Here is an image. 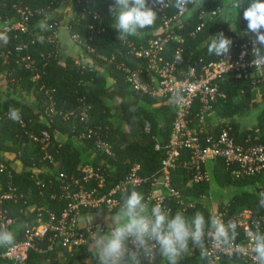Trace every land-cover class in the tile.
I'll use <instances>...</instances> for the list:
<instances>
[{
    "label": "trees",
    "instance_id": "obj_1",
    "mask_svg": "<svg viewBox=\"0 0 264 264\" xmlns=\"http://www.w3.org/2000/svg\"><path fill=\"white\" fill-rule=\"evenodd\" d=\"M72 2L75 6L74 16L68 27L72 36L79 35L76 43L90 57L86 64H77L71 57H61L57 34L64 23L57 11L63 0H0V24L8 22L13 25L19 22L21 14L18 8L31 12L26 33L12 30L6 33L7 43L0 41V75L8 85L6 95L0 89V163H6L12 168L11 177L0 176V195L9 181L18 188L19 196L24 195V199L17 203L12 201L2 204L8 216L14 220V225L8 230L15 234V243L23 239L26 228L35 226L38 208L53 211L60 217L69 204L63 197L62 187L72 186V177L79 179L90 190L98 187L97 181H82L85 166L106 172V182L103 188H99L101 193L109 192L133 166L138 165L139 174L146 181L141 187L132 190L143 193L149 207L155 205L156 197L167 194L162 185V163L176 119V100L136 93L118 65L124 63L140 70L143 82L150 86L156 85V73L149 69L147 60L130 53V44L144 45L148 40L164 35V16L180 12L171 4L163 11L154 7L157 19L153 26L140 30L136 36L119 41L109 11L111 0ZM236 3L240 5L239 8L234 6L239 18L233 25L226 22L223 15L220 17L221 11L225 9L222 0H194L187 5V11L182 13L179 21L171 24L170 31L179 40L173 39L166 45L164 57L168 61L178 59L177 75L180 79L184 78L185 72L191 66L200 71L203 66L223 58L210 55L207 51L209 37L220 32L233 42L230 54L237 58L241 53V46L249 40L248 22L242 18L244 10L249 6V0H235ZM88 5L99 13V19L95 20L88 13ZM149 6L152 7L150 0ZM217 8H220L219 15L212 16L211 12ZM42 21L48 26L45 30L39 27ZM203 22L201 31L192 36V32ZM91 25L96 31H105L93 36L90 34ZM179 25L182 27L179 28ZM0 32L5 33L2 30ZM38 37H42V41ZM23 45H28V50L19 51L18 48ZM27 53L32 58V70L17 64ZM219 86L224 97H220L213 108L205 113L203 130L199 132L203 146H209L207 138H217L223 129H227L235 142L244 147L262 143L264 67H252L246 73L231 74L219 81ZM50 96L59 110L74 113L69 122L58 120L52 125L47 123L44 109ZM10 108L20 110L25 126L7 118ZM86 108L91 109L87 119L89 127L111 145L114 156L110 157L101 152L94 140L80 138L85 130L80 115ZM200 109L201 102L196 98L188 117L192 130H200ZM255 110L260 111L254 125L246 127L247 125L239 122L240 118ZM146 124L150 125L149 132L145 130ZM44 129H48L52 135L54 162L43 161L41 146L29 139L28 133H38ZM57 133L66 135L67 139L62 141ZM157 146L160 148L157 149ZM193 158L191 149L182 150L183 160L190 163ZM17 162L19 169L13 165ZM206 169L209 170L210 181L194 183L192 171L180 163L172 171L171 186L182 194L184 205L168 197L162 207L171 210L173 214L182 210L187 217H192L199 211L204 214L206 221L216 213L232 215L250 209L258 219H262L264 226V209L257 207L258 194L264 186V171L255 176L236 177L233 167L224 158H217ZM61 174L67 177L61 178ZM39 181L41 183L38 184ZM123 196H120L119 205L112 211L106 208L84 210L81 218L88 220L89 217H94L93 223L106 230L112 225L123 202ZM213 201L219 202L216 210L213 208ZM88 224L81 223L80 226L85 231ZM237 233L236 240L244 237L241 231ZM90 238L79 249L69 251L62 246L57 233L50 230L36 244L38 249L29 253L27 264H97L89 251ZM208 242L206 236L205 243L208 245ZM6 248L7 246L0 247V264H13L2 257ZM224 263L248 264L237 255L224 257L221 264ZM141 264H147L143 257ZM155 264H161L160 257L156 258ZM178 264L214 263L209 257L202 256L200 249L189 243L187 251L179 257Z\"/></svg>",
    "mask_w": 264,
    "mask_h": 264
},
{
    "label": "built area",
    "instance_id": "obj_2",
    "mask_svg": "<svg viewBox=\"0 0 264 264\" xmlns=\"http://www.w3.org/2000/svg\"><path fill=\"white\" fill-rule=\"evenodd\" d=\"M167 3L168 0H165ZM151 4V0H150ZM158 8L163 11L166 8ZM88 13L93 16L95 20L99 19L100 15L96 10H93L88 5ZM21 14V20L16 24L10 25L8 22L0 24V30L5 33L12 30H18L22 34L29 29V21L31 12H26L18 8ZM220 8L214 9L211 12L212 16H218ZM182 13L172 16H164L165 34L156 38H152L144 45L136 46L130 44V53L137 58L147 60L149 69L156 73L158 83L150 86L142 81V72L134 69L124 63L118 65V68L123 71L126 81L136 93H143L152 95L158 98H172L176 100L177 112L176 119L173 123V132L169 143L166 145V157L162 163V185L167 191V194L159 195L155 198V204L159 203L163 206L168 197L173 198L178 204L184 205L182 194L171 186L172 171L175 170L180 163L192 171V178L194 183L209 182L211 177L209 170L206 169L210 162L217 158H224L229 166L233 167V174L236 177L255 176L264 171V141L255 145H248L244 147L237 144L235 139L230 135L227 129H223L217 138H207L209 146L204 147L199 132L203 130V121L205 113L209 112L213 105L220 97H224L220 91L219 81L229 77L231 74L246 73L249 68L255 67L252 64L254 59L252 55V41L255 39L254 34L249 31V40L241 46V53L235 58L232 54L224 56L219 61L203 66L200 71L195 66H191L184 74V78L180 79L178 73V59L168 61L164 57L166 45L173 39L179 40L170 31L171 24L178 22ZM243 18V16H242ZM182 26L179 25V28ZM204 27V22L192 32V36H196ZM90 34L102 33L105 30L96 31L94 26H90ZM79 35L73 36L74 41L79 40ZM33 43V42H32ZM259 46V45H258ZM28 45H23L18 48L19 51L28 50ZM90 51L93 49L89 47ZM242 53H246L242 55ZM179 55V53H178ZM107 59V58H104ZM32 58L30 54L24 55L17 61L19 66H24L28 70H32ZM256 68V69H261ZM38 76H36L37 78ZM198 98L201 102L200 109V125L199 131L190 129L188 117L191 113L193 103ZM90 108H86L80 115V121L84 124V132L80 135L81 139L94 140L96 147L107 156H114L111 145L104 141L98 133L90 128L88 125V115ZM44 116L49 125L55 124L58 120L69 122L74 116L73 112H63L56 107V103L50 96L44 109ZM9 118V113L7 115ZM1 120V117H0ZM12 120V119H10ZM14 121V120H13ZM22 126H25L24 119L20 116L18 121ZM145 130L150 131V125L146 124ZM29 139L32 143L41 146L42 160L54 162V154L52 149L54 143L52 135L48 129L41 130L38 133H28ZM160 147L157 146V149ZM191 149L193 153L192 162L182 159V150ZM140 167L133 166L129 172L118 181L112 189L107 193L99 192V188H103L106 182V172L100 169H94L89 166L83 168L82 181L90 183L97 181L98 187L92 190L85 187L79 179H74L72 186H63V197L69 201L68 207L63 210L60 217L53 211L43 210L38 208L35 226L26 228L23 239L14 245L7 246L2 253V257L10 260L13 264H27L29 253L32 250L38 249L37 243L44 239L50 230L57 233L61 240L62 246L69 251L79 249L88 241L98 224L89 222L85 231L80 226V220L84 210H97L106 208L109 211L115 209L120 203V196L125 195L132 189L141 187L146 179L139 174ZM12 176V168L6 163H0V176ZM61 178L67 177L65 174L60 175ZM41 183L40 181L38 184ZM264 192V186L262 187ZM24 199V195H18V188L14 186L12 181L7 183L5 191L0 195V225H4L7 229L14 225L13 218L8 216L6 209L2 204L8 202H19ZM215 216H220L225 222L234 220L237 222L236 231H241L244 235L242 239L236 240L235 244L228 250H215L211 246V241L208 242V247L211 255L208 257L214 264H221L224 257L240 256L248 264H253L251 244H250V230H254L255 224L259 221L261 230L264 231L262 219H258L252 210L245 209L238 214L229 215L228 213H216ZM239 246V247H237ZM248 251L245 252L244 249ZM51 249V247H50Z\"/></svg>",
    "mask_w": 264,
    "mask_h": 264
},
{
    "label": "clouds",
    "instance_id": "obj_3",
    "mask_svg": "<svg viewBox=\"0 0 264 264\" xmlns=\"http://www.w3.org/2000/svg\"><path fill=\"white\" fill-rule=\"evenodd\" d=\"M193 2L151 0L153 6L164 9L171 4L181 13L187 11V5ZM235 7L239 8V3ZM109 11L119 41L138 35L140 30L153 26L157 19V12L149 6V0H111ZM243 18L248 22V30L255 36L252 41V64L255 68L264 67V0H249ZM39 27L45 30L48 26L42 21ZM38 39L42 41L43 38ZM209 39L207 51L210 55L224 57L230 54L233 42L223 32ZM0 41L8 42L6 33L0 32ZM9 118L20 121V110L10 108ZM258 195L257 207L264 209V192ZM122 200L112 225L106 230L97 225L89 239V251L97 264H141V257L147 264H155L157 257L161 258V264L165 261L166 264H178L179 257L187 251L189 243L200 249L202 256L208 257L211 252L205 243L206 236L212 248L218 251L231 248L238 236V225L234 220L225 222L220 216H210L206 221L204 214L199 211L192 217H187L182 210L173 214L159 203L149 207L143 193L136 190L125 194ZM15 240V234L0 225V247L14 245ZM250 244L253 264H264V231L259 221L254 230H250Z\"/></svg>",
    "mask_w": 264,
    "mask_h": 264
},
{
    "label": "crops",
    "instance_id": "obj_4",
    "mask_svg": "<svg viewBox=\"0 0 264 264\" xmlns=\"http://www.w3.org/2000/svg\"><path fill=\"white\" fill-rule=\"evenodd\" d=\"M200 2H203L204 0H199ZM223 4L225 6V9L222 11L223 12V18L225 19L226 22H230L232 25L237 22L238 16L236 15L235 11V0H222ZM74 4L72 0H63V3L61 7L57 11V15L62 18V22L64 23L63 26H60L59 32L57 34V41L58 45L60 47V53L62 59H65L67 57H71L76 60V63H89L90 57L85 54L82 50V48L74 41L73 36L70 33V28L69 23L72 20L74 16ZM112 83V82H111ZM0 89L1 93L3 95L7 94L8 90V85L7 82L2 80V75H0ZM16 97H19L18 93H15ZM252 121V119H250ZM252 123V122H251ZM58 138L61 139L62 141L66 140L67 136L62 134V133H57ZM212 162H210L207 167H211ZM16 168H20L19 163H13ZM215 203V206H214ZM219 202L218 201H213L212 205L213 208L216 210L218 207ZM83 217V216H82ZM94 217H89L88 220L86 218H81L80 224H87L89 222H93ZM75 264H81V262H77ZM224 264H231V263H224Z\"/></svg>",
    "mask_w": 264,
    "mask_h": 264
},
{
    "label": "rangeland",
    "instance_id": "obj_5",
    "mask_svg": "<svg viewBox=\"0 0 264 264\" xmlns=\"http://www.w3.org/2000/svg\"><path fill=\"white\" fill-rule=\"evenodd\" d=\"M223 12L221 11V16L222 17ZM260 110H255L250 113V115H246L245 117H242L239 119L240 123H243L244 125H247L246 127L252 126L256 123L257 120V114L259 113ZM252 119V121H250ZM252 122V123H251ZM215 206V203H214Z\"/></svg>",
    "mask_w": 264,
    "mask_h": 264
}]
</instances>
